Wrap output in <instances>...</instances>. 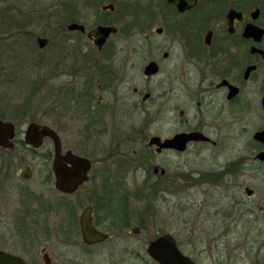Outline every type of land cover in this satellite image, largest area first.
Wrapping results in <instances>:
<instances>
[{
	"label": "flooded vegetation",
	"instance_id": "1",
	"mask_svg": "<svg viewBox=\"0 0 264 264\" xmlns=\"http://www.w3.org/2000/svg\"><path fill=\"white\" fill-rule=\"evenodd\" d=\"M191 2L194 3H182L179 7L169 0L50 1L49 36H38L35 44L38 54L47 50L43 62L48 65V88L54 112L56 97L60 98L63 111H78L82 121L80 142L84 149L76 152L65 144L55 125L48 127L59 137L61 153L71 152L88 159L90 170L87 180L74 192L57 190L52 170L54 145L50 138H44L43 142L48 140L52 145L49 172L52 189L38 192L23 189L21 185L16 187L3 203L7 238L18 241L23 233L36 232L40 221L52 212L64 214L66 223L77 226L85 247L108 242L110 234L102 230L105 223L118 224L123 218L129 227V213L125 212L118 220L117 206L114 209L104 206V197L99 195L104 188L97 181L100 176L93 174L92 157H126L114 153L111 146L119 148L133 140L141 145L145 157H234L208 169L176 171L175 176L153 165L150 180L159 183L161 190H156L157 185L150 182L145 187L146 197L150 200L156 192L171 193L176 188V193H180L186 187L191 188L194 195L203 194L199 201L194 195L188 199L193 207L211 205L215 214L223 218L218 224L221 228L216 229L217 239L227 240L244 228L242 222L248 210L234 209L243 204L241 201L235 199V205L227 210L215 200H228L232 204L229 195L235 188L251 197L254 191L238 180L241 177L253 175L264 182V0ZM71 25L81 26L83 30L72 29ZM97 27L115 28L101 47L90 36ZM38 38L45 40L44 46H40ZM0 63H3L2 55ZM2 89L3 75L0 74ZM136 113L141 115L139 121L135 120ZM0 121L13 126L10 150L17 143L35 150L24 142L26 129L30 123L45 124L29 122L21 138L17 124L3 116L1 105ZM115 123L117 128L129 130L120 132L119 139L111 136ZM183 134L192 138L186 143L165 145ZM108 137L107 149L97 147L99 152L89 151L92 142ZM216 148L227 153L219 150L216 153ZM107 150L110 152L105 153ZM181 167L184 169L185 165ZM26 170L30 176L23 179L22 173ZM31 175V169L25 167L20 172L19 183L29 182ZM87 184L91 186L84 187ZM107 197L108 200L115 198L114 194ZM209 198L213 200L207 202ZM259 207L264 220V206ZM84 211H89L92 226L106 233L108 239L93 245L83 242L79 219ZM139 231L130 227L127 235L135 237ZM72 236L69 233L67 238L74 242ZM0 250L22 258L26 264H40L27 261L19 246L14 250ZM62 251L63 258L70 252ZM41 260L43 264H53L46 248L41 250Z\"/></svg>",
	"mask_w": 264,
	"mask_h": 264
},
{
	"label": "rangeland",
	"instance_id": "2",
	"mask_svg": "<svg viewBox=\"0 0 264 264\" xmlns=\"http://www.w3.org/2000/svg\"><path fill=\"white\" fill-rule=\"evenodd\" d=\"M50 1L0 0V55L3 57V63H0V74L3 75L0 105L3 106V116L17 124L21 138L29 122L55 125L65 144L81 152L84 148L80 142V115L74 109L63 111L59 97H56L57 110L54 112L53 97L48 88V65L46 61L43 62L47 58V50L38 54L35 44L38 36H49L47 27L50 22ZM134 116L136 121L141 119L138 113ZM117 126L115 123L111 131L115 139H119L120 132L129 131ZM109 142V137L100 142H92L89 151L99 152L97 147L105 150ZM111 148L114 153L126 157H92L95 161L93 174L100 176L97 181L104 188L102 193L99 192L104 197V206L109 209L117 206L119 213L116 217H124L125 212L129 213L130 224L120 230L117 223H105L102 230L110 234V239L93 247H85L80 241L77 226L66 223L64 214L57 215L55 212L40 221L36 232L28 235L23 233L24 236L20 235L18 241H14L16 238H7L9 235L3 226V203L16 187L21 185L23 189L38 192L52 189L53 181L49 175L52 145L45 140L35 150L18 143L11 150L0 149V249L14 250L15 246H19L27 261L40 264H43V248L50 251L53 264H154L146 254L147 242L163 233H170L180 249L198 264H264V220L259 211V206H264V182L253 175L238 179L253 189L251 197L235 188L229 195L232 204L229 205L228 200H215L218 206L230 210L236 199L243 203L234 207L237 212L248 210L247 218L242 222L244 228L234 232L235 235L232 233L227 240L217 239L216 229L221 228L218 224L223 218L215 214L213 207H193L188 201L194 195L191 188L186 187L180 193H176V188L171 193L156 192L150 200L146 197L148 190L145 187L150 185L153 165L165 168L170 176H175L178 171L208 169L234 157H145L141 145L134 140L119 148ZM217 150L222 154L227 153L225 149L216 148V153ZM108 152L110 150L105 151ZM182 164L185 165L184 169ZM25 167L31 169L32 177L29 182L21 184L19 175ZM151 183L157 185L156 190H161L159 183ZM90 186L87 184L84 187ZM112 194L115 198L110 197L108 200L107 195ZM202 197V193L194 195L197 201ZM211 200L213 198L207 199V202ZM130 227L140 229L139 234L135 237L127 235ZM69 233H73L71 240L75 239L74 242L67 238ZM62 250L70 252L63 258L60 254Z\"/></svg>",
	"mask_w": 264,
	"mask_h": 264
},
{
	"label": "water",
	"instance_id": "3",
	"mask_svg": "<svg viewBox=\"0 0 264 264\" xmlns=\"http://www.w3.org/2000/svg\"><path fill=\"white\" fill-rule=\"evenodd\" d=\"M179 7L182 3L193 4L191 0H169ZM72 29H81L78 25H71ZM115 32L113 27H97L90 32V36L95 37L94 42L101 47L108 36ZM40 46H44L45 40L37 39ZM13 126L8 122L0 121V147L10 149L13 146ZM44 138H50L54 145V160L52 170L55 177V187L64 193H72L75 189L87 180V173L90 170V162L88 159L74 155L71 152L61 153V142L57 134L47 125L30 123L26 129L24 142L33 149H38ZM192 138L190 135H180L173 140L165 143L166 146L171 144L186 143ZM69 164L70 166H67ZM30 174L26 170L22 173L23 179L29 178ZM250 191L248 194L250 195ZM79 226L83 242L87 245L101 243L108 239L106 233L97 231L90 221L89 211H84L79 219ZM138 233V230L135 231ZM146 254L157 264H197L190 256L186 255L179 247L176 239L170 233H164L149 240L146 244ZM46 261V256H43ZM0 264H26L20 258L13 256L7 252L0 250Z\"/></svg>",
	"mask_w": 264,
	"mask_h": 264
},
{
	"label": "trees",
	"instance_id": "4",
	"mask_svg": "<svg viewBox=\"0 0 264 264\" xmlns=\"http://www.w3.org/2000/svg\"><path fill=\"white\" fill-rule=\"evenodd\" d=\"M121 217H119L118 218V220L120 219ZM115 219H117V218H115ZM126 221H127V219H123V218H121L120 220H119V223H118V225H119V229L121 230H124V229H126L127 228V225H126ZM151 260V259H150ZM152 261V260H151ZM154 264H157V263H155L154 261H152Z\"/></svg>",
	"mask_w": 264,
	"mask_h": 264
}]
</instances>
